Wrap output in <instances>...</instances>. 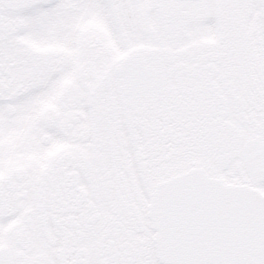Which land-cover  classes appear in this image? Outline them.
Returning a JSON list of instances; mask_svg holds the SVG:
<instances>
[{"label": "snow or ice", "instance_id": "1", "mask_svg": "<svg viewBox=\"0 0 264 264\" xmlns=\"http://www.w3.org/2000/svg\"><path fill=\"white\" fill-rule=\"evenodd\" d=\"M0 264H264V0H0Z\"/></svg>", "mask_w": 264, "mask_h": 264}]
</instances>
